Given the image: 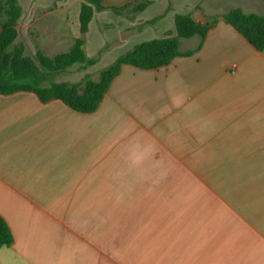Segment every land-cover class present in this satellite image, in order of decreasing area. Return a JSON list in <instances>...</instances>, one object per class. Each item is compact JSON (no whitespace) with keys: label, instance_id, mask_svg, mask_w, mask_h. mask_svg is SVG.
Wrapping results in <instances>:
<instances>
[{"label":"crops","instance_id":"crops-1","mask_svg":"<svg viewBox=\"0 0 264 264\" xmlns=\"http://www.w3.org/2000/svg\"><path fill=\"white\" fill-rule=\"evenodd\" d=\"M17 2L27 56L58 40L56 27L80 36L86 0ZM102 6L85 34L86 56L101 51L92 81L134 46L174 36L176 15H264L262 0ZM0 217L12 235L0 264H264V51L218 20L191 56L123 66L92 113L0 96Z\"/></svg>","mask_w":264,"mask_h":264},{"label":"trees","instance_id":"trees-1","mask_svg":"<svg viewBox=\"0 0 264 264\" xmlns=\"http://www.w3.org/2000/svg\"><path fill=\"white\" fill-rule=\"evenodd\" d=\"M264 2V0H262ZM103 0H86L79 10V37L73 41L70 49L53 57L36 51L30 57L24 54L22 44H15L18 37L17 21L21 16V7L17 0L0 2V96L19 92L34 94L41 103L58 100L71 110L87 114L94 112L101 103L112 80L120 73L123 66L140 70H154L168 65L177 57H188L195 54L202 46L207 32L218 20L231 26L256 51H264V15L245 14L235 8L228 13L214 17L202 24L195 22L189 15L174 17V36L153 39L134 46L130 51L117 58L103 69L97 81L84 75L79 82H56L52 76L64 73L72 67L79 72L86 71L95 65L101 51L95 57H87L85 34L94 11H103ZM148 2L142 1L134 6L135 12L142 11ZM115 13L124 9L111 8ZM159 20V19H157ZM199 37L196 49L180 52L182 39ZM12 243V235L3 218L0 217V248Z\"/></svg>","mask_w":264,"mask_h":264},{"label":"rangeland","instance_id":"rangeland-1","mask_svg":"<svg viewBox=\"0 0 264 264\" xmlns=\"http://www.w3.org/2000/svg\"><path fill=\"white\" fill-rule=\"evenodd\" d=\"M59 29L62 30V27H56V36H57L58 40L56 39V41L53 44H51L49 42L48 43L45 42L41 45V48L43 49V54L45 56L47 55V57L51 58L57 54L65 53L70 49V47L73 44V43L67 42L65 40V37L63 36V32H58ZM28 45H29V48L32 46L30 43H28ZM32 52H36L35 49H33ZM24 54L28 55V54H30V51L28 49H26L24 51ZM101 66H103V65H101ZM84 75H86V71L79 72L77 70V67L75 66V67L70 68L68 71H66L64 73L52 76L51 80H54V81H62V80L66 81V80H68L69 82H79L80 79ZM89 75L93 79H95L97 76L95 71H93V72L91 71Z\"/></svg>","mask_w":264,"mask_h":264}]
</instances>
